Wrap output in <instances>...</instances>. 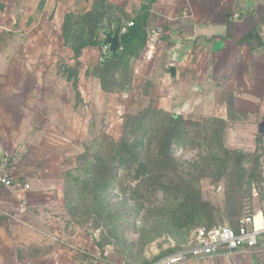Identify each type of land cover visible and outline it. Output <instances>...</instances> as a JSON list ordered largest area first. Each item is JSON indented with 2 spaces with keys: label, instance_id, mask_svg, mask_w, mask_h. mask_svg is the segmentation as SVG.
Returning <instances> with one entry per match:
<instances>
[{
  "label": "crops",
  "instance_id": "0c3cea01",
  "mask_svg": "<svg viewBox=\"0 0 264 264\" xmlns=\"http://www.w3.org/2000/svg\"><path fill=\"white\" fill-rule=\"evenodd\" d=\"M91 14L103 33L129 23L139 31L107 89L100 48L77 56L65 41L68 18ZM146 110L218 120L228 148L264 154V0H0V164L16 181L0 187V264H123L64 223L65 186L98 140ZM258 196L233 199L223 220L235 216L236 228L249 213L264 227ZM187 245L179 252L195 248L194 237ZM181 264H264V240Z\"/></svg>",
  "mask_w": 264,
  "mask_h": 264
},
{
  "label": "rangeland",
  "instance_id": "374dc122",
  "mask_svg": "<svg viewBox=\"0 0 264 264\" xmlns=\"http://www.w3.org/2000/svg\"><path fill=\"white\" fill-rule=\"evenodd\" d=\"M72 33L78 35V27H74ZM124 124L125 120L111 128V141L106 142L102 152L96 149L95 155L101 152L99 155L110 162L122 141L131 145L143 139L140 160L134 163L129 158L107 189L101 182L84 178L85 165L83 159H79L80 180L65 186L67 198L63 203L64 223L79 226L94 235L97 245L106 248V254L115 261L152 264L188 246L199 227L232 226L230 221H235L236 217L230 215L223 220L221 209L232 206L233 199H237L240 165H250L254 173L256 158L263 164L257 169L261 175L254 174L253 189L259 193L254 202L263 203L264 154L247 152L249 158L239 162L237 150L228 148L225 136L216 133L220 126H215L214 120L188 123L187 140L182 145H173L172 164L167 172L163 170L168 177L165 181L156 179L159 166L153 162L161 147L157 140L159 125L155 131L150 128V133L142 138L145 130H132V121L127 132L122 133ZM119 161L118 158L116 164ZM138 170L142 173L138 174ZM194 191L214 209L213 219L200 225L190 216L196 213L194 202L184 204L189 193L195 195ZM208 211L202 212L203 216L209 214Z\"/></svg>",
  "mask_w": 264,
  "mask_h": 264
},
{
  "label": "trees",
  "instance_id": "16d2710c",
  "mask_svg": "<svg viewBox=\"0 0 264 264\" xmlns=\"http://www.w3.org/2000/svg\"><path fill=\"white\" fill-rule=\"evenodd\" d=\"M94 15H87L84 17H79L77 22H75V17H69L67 22L64 25V36L65 41L68 46L73 48L75 52L77 53V56L81 54L83 49L87 47H101L102 40L100 26L98 22L94 19ZM97 17V16H96ZM74 20V21H73ZM135 26V24H134ZM128 28L126 33H122L123 25L116 24L114 28H111L110 32H115L116 29L120 30V37H121V44L122 49L116 54L111 55V58L105 62L101 63V67L99 68V72L101 73L102 77V83L103 87L107 89L108 85L112 84V77L116 70L119 68V63L122 62V58L126 55V52L130 48L131 44L134 42L135 38L139 35V31L135 28ZM74 27H78L79 34L75 35V33H72V30ZM77 32V31H76ZM132 121V126L135 131L138 130H145L144 133L141 135L142 138H145L149 133V129L152 128L154 130L156 128V125L158 126V133L159 136L157 138L158 142L161 143V147L159 149V155L156 159L153 160L154 163H157L159 166L158 169V175L156 179H159L161 181H165L168 177L164 171H168L170 169V166L172 164V150L173 145L177 143L178 145H182L183 142L187 140V137L189 135V130L187 128L188 121L183 119L180 116L175 115H167L162 117H155V114L151 112V110H146L143 112L138 113L137 115H126L125 118V131L127 132V129L129 128V124ZM159 123V124H157ZM214 125L220 126V130L216 131L220 136L223 137L225 132V126L220 121L214 120ZM146 128V129H145ZM155 131V130H154ZM134 133V132H133ZM162 135L163 137H161ZM111 138L106 137L105 140H98L96 142L95 150L98 149L102 152L104 150L106 142H110ZM143 139L138 141L134 144H124L122 141L119 144L118 151L115 155H112V158L110 162L106 160L102 155H95V152L93 155H91L89 158H83L80 159L83 161V166L85 165V168L82 169L84 171L86 180L93 179L95 183H103L104 187L107 188L111 185L112 182H114L117 178V172L122 167L123 164L129 160V158L132 159V161L135 163L136 161L140 160L139 151L141 150L143 146ZM247 152L243 151H237V155L239 156V162L240 161H246L249 156L246 155ZM100 156V157H99ZM120 159V161L116 164V160ZM81 161V162H82ZM255 169L254 173H251L252 167L250 165L242 164L239 167V176L237 179V201L239 205H242L247 202L252 201V191L254 187V179L255 175L257 173V169H259L260 160L259 158L255 159ZM130 169H133V166L129 167ZM154 169L151 170L153 172ZM77 177L73 178L74 184L76 181L78 182L80 180L79 173H80V167L77 168ZM142 170H138V174H141ZM255 174V175H254ZM261 175V171L259 173ZM258 174V175H259ZM259 175V176H260ZM258 176V177H259ZM260 178V177H259ZM164 187V185H162ZM190 197L188 199H185L184 204L190 205L191 202H194L196 213H193L191 216L192 219H197V224L200 225V223H203L207 220H212L214 212L213 207L210 203L204 202L201 197L194 191L193 193H189ZM209 210V211H208ZM208 211L205 216L202 214V212ZM248 214V213H247ZM226 217H230V215H227ZM235 218V216H234ZM240 218H237L239 222ZM233 223L234 221L231 220ZM238 222L236 227L238 226ZM217 225H210L205 227H212ZM233 227V226H232ZM235 228V227H234Z\"/></svg>",
  "mask_w": 264,
  "mask_h": 264
},
{
  "label": "built area",
  "instance_id": "2783aa9c",
  "mask_svg": "<svg viewBox=\"0 0 264 264\" xmlns=\"http://www.w3.org/2000/svg\"><path fill=\"white\" fill-rule=\"evenodd\" d=\"M134 26L129 23L122 28V33H126L128 28ZM149 36V33H148ZM102 45L100 47V62L105 63L111 58L109 46L104 45V33L101 34ZM156 42L154 34H151L147 41V49L150 53L153 44ZM261 126L264 130V113L262 114ZM16 184L15 177L10 169L0 164V187L11 188ZM29 189V184L25 185ZM3 199L0 197V206ZM196 247L189 251H181L170 255L156 264H181L189 256H210L220 255L224 250L229 253L238 251H252L257 248L261 240H264V227H258L255 218L251 214H246L239 220L236 228L230 225H217L212 227H199L194 232Z\"/></svg>",
  "mask_w": 264,
  "mask_h": 264
},
{
  "label": "water",
  "instance_id": "95a60500",
  "mask_svg": "<svg viewBox=\"0 0 264 264\" xmlns=\"http://www.w3.org/2000/svg\"><path fill=\"white\" fill-rule=\"evenodd\" d=\"M103 43L109 46L112 55H116L122 49L120 30L116 29L115 32H104ZM171 72L175 75V69H171Z\"/></svg>",
  "mask_w": 264,
  "mask_h": 264
}]
</instances>
